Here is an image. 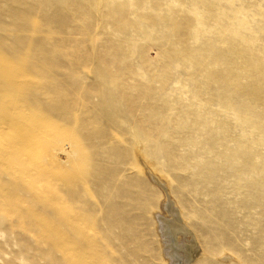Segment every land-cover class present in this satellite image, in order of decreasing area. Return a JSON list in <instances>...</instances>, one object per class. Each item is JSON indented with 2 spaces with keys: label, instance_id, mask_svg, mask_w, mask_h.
<instances>
[{
  "label": "rangeland",
  "instance_id": "obj_1",
  "mask_svg": "<svg viewBox=\"0 0 264 264\" xmlns=\"http://www.w3.org/2000/svg\"><path fill=\"white\" fill-rule=\"evenodd\" d=\"M167 199L186 264H264V0H0V264H170Z\"/></svg>",
  "mask_w": 264,
  "mask_h": 264
},
{
  "label": "bare ground",
  "instance_id": "obj_2",
  "mask_svg": "<svg viewBox=\"0 0 264 264\" xmlns=\"http://www.w3.org/2000/svg\"><path fill=\"white\" fill-rule=\"evenodd\" d=\"M55 127H57V129L55 131H53L51 133L52 136H55V141L56 143H59V140L62 141H67V143H71L72 147H71V152H67L66 150H64V154L67 156H69V166H82L83 168V173H87L90 175H98V170L96 168V162L94 161H98L95 154H85L83 159L81 158V156H79V158L75 159V153L76 151H80V154L85 150H87L88 148L86 146H84L82 144V141L84 139H86V137L83 135V137L81 135H76L73 136L71 134H64L62 133V129L59 128V123L53 125ZM32 140H34V142H37V137L35 135L32 136ZM54 145V142L52 143H47L45 145L43 144H34L31 146L30 149L32 150L31 152H33V155H31V159H29L31 162H37L40 161V165H36L35 169L38 173L41 172H47L48 169L53 170L55 167H52L50 162L48 161V158L50 160L54 159V161L56 162L57 159L55 160V153H54V149L52 146ZM75 145V150L73 148V146ZM28 148H21L18 147L16 152L17 153H27ZM35 162V163H36ZM38 163V162H37ZM53 163V162H52ZM56 164V163H54ZM50 167V168H49ZM74 167H71L69 169H67V171L73 169ZM80 172V173H82ZM35 174V173H34ZM37 177V176H36ZM70 182L73 181V179L69 180ZM71 190H68L67 192V197L70 194ZM169 198V197H168ZM68 200H71V198L68 197ZM169 199H167L168 201ZM165 210L169 213V217L168 218H163V217H159V222H160V233L162 234V237L164 239V241L166 242V246H167V257L170 260V264H186L189 261H191L196 255H198L200 253V246H198L196 240H195V235L193 234V231L191 229H189L184 221L182 220L180 214H179V210L176 207V205L169 200L168 202L165 203L164 205ZM78 216V215H77ZM179 235H183L184 237H188V240H186L185 242H182V244H180L179 242H181L180 240H178V236ZM201 249V248H200ZM182 251V253L180 252Z\"/></svg>",
  "mask_w": 264,
  "mask_h": 264
}]
</instances>
